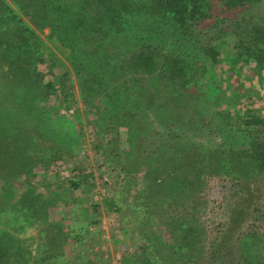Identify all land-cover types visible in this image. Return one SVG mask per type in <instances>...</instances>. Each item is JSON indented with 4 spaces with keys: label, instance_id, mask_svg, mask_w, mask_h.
Instances as JSON below:
<instances>
[{
    "label": "rangeland",
    "instance_id": "1",
    "mask_svg": "<svg viewBox=\"0 0 264 264\" xmlns=\"http://www.w3.org/2000/svg\"><path fill=\"white\" fill-rule=\"evenodd\" d=\"M1 1L15 20L33 31L35 63L29 77L20 80L0 58V91L7 87L3 94L10 98L0 102V119L8 110L13 119L0 124V140L14 138L8 145L10 158L0 164V174L9 171L7 178L0 177V264H160L158 255L177 244L173 229L157 215L169 201L161 189L160 164L151 161L149 166L137 158L150 152L145 134H135L120 114L111 115L112 105L101 93L81 88L71 60L49 39V26L37 27L12 0ZM136 22L142 25L145 20ZM201 39L179 38L169 44L195 52V71L186 89L167 86L155 100L144 102L155 142L176 131L160 125L162 119L251 128L247 120L258 113L264 121V70L259 73L251 57L232 61L231 39L211 64L197 53L206 43V36ZM246 163L223 154L220 174L206 178L203 209L196 219L206 247L226 229L220 211L226 188L232 175L247 169ZM247 170L252 176L253 170ZM71 178L81 184L73 187ZM9 189L14 196H7ZM257 200L258 212L243 229L257 232L264 242V192Z\"/></svg>",
    "mask_w": 264,
    "mask_h": 264
},
{
    "label": "trees",
    "instance_id": "2",
    "mask_svg": "<svg viewBox=\"0 0 264 264\" xmlns=\"http://www.w3.org/2000/svg\"><path fill=\"white\" fill-rule=\"evenodd\" d=\"M12 1L37 27H50L49 39L71 60L81 88L101 93L112 105L111 115L120 114L135 134H145L150 152L137 158L149 166L151 161L160 164L161 189L169 201L157 215L173 229L177 244L158 255L160 264H264V242L256 236L257 232L243 229L258 212L257 199L264 192V121L260 115L251 114L247 120L251 128L234 126L231 122L214 127L203 126L198 120L182 124L162 119L160 125L176 131L155 142L156 134L144 107V102L155 100L156 93L158 96L167 86L171 87L169 90H184L191 82L195 52L169 45L179 38L198 42L203 41L202 35L206 36V43L200 46L202 51L197 53H202L211 64L231 39L232 61L246 62L251 57L261 73L264 0ZM137 18L145 22L140 25ZM201 22H204L202 26H193ZM132 35L136 38L132 39ZM32 36L33 31L15 20L0 0L1 64L20 80L29 77L35 63ZM144 78L146 83L142 82ZM128 87H133L135 92ZM99 90L102 92H96ZM5 91L7 87L0 91V102L10 100L9 96L4 97ZM6 112L2 113L0 124L13 120L7 116L11 110ZM209 135L212 137L206 138L207 143H202ZM13 142L12 137L9 142L0 140V164L10 158L12 150L8 145ZM223 154L246 159V168L254 173L250 176L247 169H241L239 174L231 176L232 184L226 188L220 208L226 229L206 247L196 219L203 209L200 198L206 178L208 174H220L218 163ZM8 175L9 171L4 170L0 177ZM69 183L73 187L81 184L73 178ZM6 194L12 197L14 191L6 190ZM106 201L111 203V199ZM171 248L174 250L169 255L166 252ZM3 251L0 238V263Z\"/></svg>",
    "mask_w": 264,
    "mask_h": 264
}]
</instances>
